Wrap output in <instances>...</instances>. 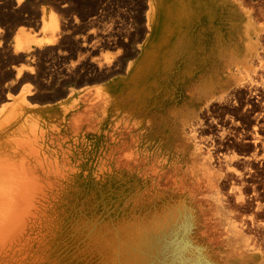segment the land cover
Here are the masks:
<instances>
[{
  "label": "bare ground",
  "instance_id": "obj_1",
  "mask_svg": "<svg viewBox=\"0 0 264 264\" xmlns=\"http://www.w3.org/2000/svg\"><path fill=\"white\" fill-rule=\"evenodd\" d=\"M217 1H123L107 25L104 0H0V264H264V223L239 212L247 190L264 211V0H226L238 45L205 51L192 26ZM225 140L252 153L216 156ZM128 176L133 207L162 201L168 256L101 254L119 231L88 214L118 223Z\"/></svg>",
  "mask_w": 264,
  "mask_h": 264
},
{
  "label": "rangeland",
  "instance_id": "obj_2",
  "mask_svg": "<svg viewBox=\"0 0 264 264\" xmlns=\"http://www.w3.org/2000/svg\"><path fill=\"white\" fill-rule=\"evenodd\" d=\"M104 1L108 4L110 3L109 6H111L112 8L113 7L117 8V9L113 8L114 10L110 14L104 16L105 18L103 19V23L105 22L108 25L113 20L114 21L119 20V16H116V13H117L116 10H118L119 8H120V10L125 9L126 7L124 6L123 1H125V4H126L128 0H104ZM112 2H113V4H112ZM213 4L203 6L201 12L198 14L196 19L194 20L195 23L193 22L194 24L192 26V29L193 28L194 29H193V33L191 36L193 37L194 43H197L200 41V39H203L201 42V45L203 46L202 49L207 51V49L210 46V42L213 39L211 34L218 33L219 34L218 35V41H217L218 45L220 44V46H224V47H229V46L234 47V46L238 45L239 29L237 26H236V28H235V26H234V28L230 27L233 23H235V25L240 24L241 19H242L241 17L239 18L237 16L236 8L234 6L233 7L230 6L226 0H224V1L219 0ZM22 26H24L26 28L27 25L22 24ZM199 27H200V29H199ZM260 44H263V42L261 41ZM210 64H211V59L207 58L206 59V67H209ZM10 80L11 79L4 78V71L0 69V83H5V82L8 83V82H10ZM255 80H257V81H255L257 83L260 82V80H258V78H255ZM245 84H246L244 87L245 89L244 88L237 89V92L239 93L238 97H239L241 103H244V101L247 100V98H250V100L252 102H254L256 100V98L254 95L249 94V91L247 88L248 83H245ZM91 86H93V84L89 83L85 87H82V88L91 87ZM54 90H55V86L52 89V92H54ZM261 90L262 91L260 92L259 96L261 97V95L263 94L262 96L264 97V90L263 89H261ZM47 102H49V101H48V98L46 96L43 97L41 99V101H39L40 104H46ZM217 106L219 108H226L227 104H219ZM238 121H240V120H238ZM229 127H231L230 123H227L223 126V128L226 130L229 129ZM212 130L213 131H207V132L205 131L203 133V135H204L203 138H207V136H210V135L214 136L216 134V131H214V128H212ZM227 142H228V140H227ZM227 142L225 140L224 141L225 144H223L224 146L216 148V151H215V154H217L216 156L220 155L221 157H223V156L230 155L233 153H235V154L237 153L240 156L241 155L242 156L243 155L249 156L252 153L251 149H248V148H232V147L228 146L229 143H227ZM262 176L264 177V175H262ZM128 178H129V182L127 184H121V185L115 187L118 189V193L124 196L123 201L119 205L120 210H118V212H119L118 216L120 217V219H119L118 223H112V220L110 218V216H112V214H110V215L102 214L101 211H98L97 213L91 212L90 214H88L87 221L90 224L95 223L99 226L105 225L106 229L108 231L110 230V228L113 230H117V232L119 231L118 235L111 234V235L105 236V238H104L105 242L103 243V245L100 248L102 250L101 254H103L104 256H106L107 258H110V259H113L114 255L115 256L116 255L121 256V258L132 256V255L137 256L138 254L143 255V256H147L150 254V256L151 255L152 256H158V258L168 256V253L170 254V252L168 251V248L169 247L171 248V246H172L171 241L176 236H173V235L168 233V231H167L168 223H149L148 222V221L154 219V217L156 215V210L161 209L160 206L162 205V201H158L157 203H152L148 209L146 208V206L144 208V206L141 205L140 202H138L137 205H135L133 207L129 203L131 198H129L128 200H126V199L130 194H134V193L142 191L144 189V183L140 180H136V178H134V177L128 176ZM115 188L113 187L112 190L113 189L115 190ZM244 194H245V198H247V201H246L247 204L245 205V208H242L239 210L240 214H242L243 217L247 218V219L252 220L254 218L253 222L257 218L255 220L256 222L264 223V213H263L264 211L261 212L262 214L254 217L253 216L254 212H252V211L254 210L255 201L253 198L249 197L250 192L248 190L245 191ZM260 194L263 196V197L261 196L262 198L260 200L261 201L263 200L262 202L264 203V199H263L264 198V191L261 188H260ZM77 208L78 209L76 210V212H74L75 217H77L78 215L83 213L81 211L82 209L79 210L81 208L80 206ZM197 215H196V213L194 214V217L195 216L197 217L196 219H194L196 222L195 227L197 224H199V225L201 224V217L197 216ZM105 222H108V223H105ZM154 225L158 226V227L155 229ZM198 231L199 230L197 229L192 235H190L191 242L194 244V246H196L198 248H201V247L203 248L204 243L198 237ZM114 232H116V231H114ZM116 237H118L120 239V241H122V243H124L123 245H125V246H121V250L118 249V246L116 244V239H115ZM127 240L136 241L138 243V248H136L137 246H135L133 248L127 247V245H129L126 243ZM168 245H170V246L168 247ZM199 245H200V247H199ZM119 246H120V244H119ZM166 246L168 248H166ZM110 263H112V262L107 261L106 264H110ZM92 264H99V263H98V261H95L93 259Z\"/></svg>",
  "mask_w": 264,
  "mask_h": 264
}]
</instances>
